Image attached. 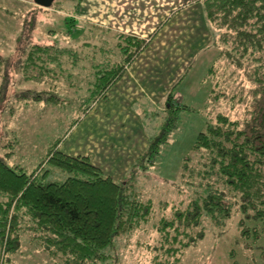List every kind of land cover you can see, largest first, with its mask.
I'll use <instances>...</instances> for the list:
<instances>
[{"label":"trees","instance_id":"16d2710c","mask_svg":"<svg viewBox=\"0 0 264 264\" xmlns=\"http://www.w3.org/2000/svg\"><path fill=\"white\" fill-rule=\"evenodd\" d=\"M193 1L202 6L203 20L211 35L209 44L217 48V58L224 61L225 70L230 75L243 72L251 83L252 102L244 117L233 118L217 112L197 133L180 165L187 202L183 207L172 206L170 216L159 219L158 245L152 247L153 264H180L184 250L205 238L206 222L221 229L229 218L237 216L236 227L246 248L250 241L264 235V0ZM27 16L29 20L24 19L17 37L24 46L15 67L21 79H33L32 72L37 70L35 76L44 75L51 85L39 91L21 90L14 98L0 100L4 101L3 112L9 104L14 111V101L17 105L18 101L63 103L53 82L59 77L67 81L64 88L76 86L74 75L65 65L68 62L76 66L77 53L56 41L29 44V33L38 21L33 12ZM77 22L73 17L64 18L71 28ZM70 31L68 28L67 33ZM152 35H156V30L151 38ZM151 38L147 41L134 33L117 32L114 44L97 48L102 59L93 58L86 92L77 100L78 115L61 137L46 144L31 167L10 164L14 150L4 148L0 152L2 262H10V257L26 249L41 253L52 264H120L114 255L117 243L153 215L152 200L142 197L135 181L138 172H146L161 146L169 142L179 110L189 109L185 103H177L174 96L173 89L181 83L182 75L166 95L158 132L120 181L105 174L89 155H71L60 150L67 133L95 103L108 99L111 86L148 47ZM8 63L0 52V70ZM213 73L211 66L207 75ZM219 94L224 93L215 95ZM15 143L10 140L12 148H9L13 149ZM57 170L67 177L62 182L47 181ZM166 205L164 202L162 207Z\"/></svg>","mask_w":264,"mask_h":264},{"label":"rangeland","instance_id":"374dc122","mask_svg":"<svg viewBox=\"0 0 264 264\" xmlns=\"http://www.w3.org/2000/svg\"><path fill=\"white\" fill-rule=\"evenodd\" d=\"M156 2L160 7H152ZM38 6L33 0H0V52L9 62L0 70V96L4 94L0 100L12 98L21 90L39 91L51 85L44 75L35 76L37 70L32 72L33 79H21L15 67L24 46L17 37L31 12L38 22L29 33V44L56 41L76 52L77 65L72 67L68 62L65 65L74 75L76 86L64 88L67 81L62 77L53 81L63 98L64 104L60 105H50L47 100L18 101L20 105L14 101V111L9 104L3 112L4 101L0 102V152L4 148L14 150L10 164L31 167L46 144L64 134L78 115L77 100L86 92L94 59H102L97 48L114 44L117 32H133L147 41L154 30L156 35H152L148 47L111 86L108 99L95 103L67 133L60 144L61 151L89 155L105 174L120 181L158 132L166 95L182 75L181 83L173 89L174 96L177 103H185L189 109L179 110L169 142L161 146L146 172H138L135 181L142 197L152 200L153 215L128 238L121 239L114 254L120 264H153L152 247L158 245L159 219L169 217L172 206L183 207L188 199L182 184V159L211 116L220 111L233 118L246 115L252 102L251 83L245 73L230 75L225 70L224 61L217 58V48L209 44L211 35L202 19V6L193 0H54L50 7ZM170 14L172 18L165 23ZM66 17L76 18L77 24L68 27L64 23ZM211 66L214 73L209 77ZM155 81L152 85L158 88H150ZM77 86L82 90H77ZM220 92L224 94L217 97L215 94ZM10 140L16 142L13 149L9 148ZM2 143L9 145L3 147ZM66 177L57 170L47 181L62 182ZM237 219L235 215L229 218L221 229L206 222L205 238L184 250L180 264H264V235L250 241L246 248L239 237ZM10 258L8 263L0 259V264H52L41 253L26 249Z\"/></svg>","mask_w":264,"mask_h":264},{"label":"crops","instance_id":"0c3cea01","mask_svg":"<svg viewBox=\"0 0 264 264\" xmlns=\"http://www.w3.org/2000/svg\"><path fill=\"white\" fill-rule=\"evenodd\" d=\"M154 1H156V0H154ZM167 2H171V0H167ZM157 4H158V5H157ZM155 6H156L157 8L160 7V3H159V2H156V5L152 4V7H155ZM201 17H202V16H201ZM171 18H172V17H171V14H170V15H167V19H166L165 23H166L169 19H171ZM199 19L202 20L203 17H202V19H201L200 16H199ZM131 33H133V32H131ZM195 33H196V32H194L193 35H195ZM134 34H135V33H134ZM129 72H130V71H129ZM152 83H156V81L150 83V84H151V85L149 86L150 88H158L157 85H152ZM135 95H137V94H135ZM82 155H87V154H82ZM94 164H95V163H94ZM97 166H98V165H97Z\"/></svg>","mask_w":264,"mask_h":264},{"label":"water","instance_id":"95a60500","mask_svg":"<svg viewBox=\"0 0 264 264\" xmlns=\"http://www.w3.org/2000/svg\"><path fill=\"white\" fill-rule=\"evenodd\" d=\"M36 5L41 7H50L54 0H33Z\"/></svg>","mask_w":264,"mask_h":264}]
</instances>
